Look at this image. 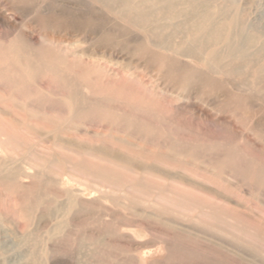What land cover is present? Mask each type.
<instances>
[{
    "label": "rangeland",
    "instance_id": "obj_1",
    "mask_svg": "<svg viewBox=\"0 0 264 264\" xmlns=\"http://www.w3.org/2000/svg\"><path fill=\"white\" fill-rule=\"evenodd\" d=\"M190 1L0 0V264H264V0Z\"/></svg>",
    "mask_w": 264,
    "mask_h": 264
},
{
    "label": "bare ground",
    "instance_id": "obj_2",
    "mask_svg": "<svg viewBox=\"0 0 264 264\" xmlns=\"http://www.w3.org/2000/svg\"><path fill=\"white\" fill-rule=\"evenodd\" d=\"M207 2H208V0H206ZM195 0H191L190 2H189V5H192V8H196V6H195ZM206 3V2H205ZM196 10L197 9H194V10H189V12L187 11V13H190V14H196ZM199 10V9H198ZM206 11V10H205ZM216 12V11H215ZM206 13H207V17H206V19H205V16H206ZM211 14H212V11H207V12H205V13H203V16H202V18H203V24L201 25L200 23H196V24H193V32L194 33H198V32H201V31H203V29H204V26L206 25V24H208L207 22L209 21V19L211 18ZM204 19H205V21H204ZM224 21V20H223ZM216 22H217V20H216ZM216 22H214V23H216ZM213 23V24H214ZM226 23V22H225ZM225 23H223V26H225L224 24ZM233 23V22H232ZM227 24V23H226ZM216 25H217V23H216ZM222 26V23L220 24V21H218V26ZM217 26V27H218ZM228 26V25H227ZM212 27V26H211ZM208 28H210V26L208 27ZM213 28H215L216 29V27L214 26ZM223 28H225V27H223ZM223 28H221L222 30H224ZM221 29H220V32H218L217 31V29L215 30V31H212V32H210V34L212 35H214L213 37L214 38H217V37H220L221 35H225L226 34V32L224 33V31L221 33ZM211 30H214V29H212L211 28ZM210 30V31H211ZM226 31V30H225ZM228 31V30H227ZM231 35V34H230ZM241 37V36H240ZM207 41V40H206ZM214 41V40H213ZM210 43H212V42H210ZM227 43H229V42H227ZM226 45V44H225ZM239 45V44H238ZM240 45L242 46L243 45V43H240ZM128 47V46H127ZM224 48H225V46H223ZM244 47V46H243ZM243 47L241 48V50L243 49ZM219 48V47H218ZM245 49V48H244ZM240 50V51H241ZM215 52H216V49H215ZM220 52V51H219ZM222 52V51H221ZM218 53V52H217ZM216 53V55H214V57H212V58H217L218 57V54ZM232 53H235V52H232ZM240 53V52H239ZM211 54L213 55V53H212V50H211ZM215 54V53H214ZM211 55V56H212ZM230 55H231V53H230ZM244 55V54H243ZM239 56L240 57H242V55H240L239 54ZM245 56V55H244ZM246 56H247V53H246ZM219 58H217V59H215V60H217V61H220V60H218Z\"/></svg>",
    "mask_w": 264,
    "mask_h": 264
}]
</instances>
